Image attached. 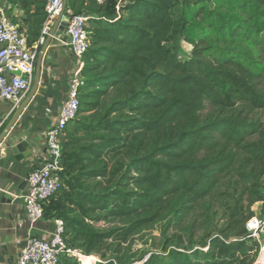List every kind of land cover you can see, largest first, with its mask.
Here are the masks:
<instances>
[{
  "label": "trees",
  "instance_id": "trees-1",
  "mask_svg": "<svg viewBox=\"0 0 264 264\" xmlns=\"http://www.w3.org/2000/svg\"><path fill=\"white\" fill-rule=\"evenodd\" d=\"M8 2L25 12L33 46L48 0ZM68 7L89 18L90 48L78 116L62 145L63 186L44 204V218L62 220L68 249L84 258L65 254L60 264H117L108 258L113 244L120 251L168 198L187 195L181 223L229 176L234 206L224 236L201 249L152 254L145 264H253L259 247L246 248L245 208L264 202V120L254 117L264 114L256 54L264 0H68ZM182 42L194 47L189 60L179 57ZM207 104L230 115L204 123ZM110 220L128 224L95 229Z\"/></svg>",
  "mask_w": 264,
  "mask_h": 264
},
{
  "label": "built area",
  "instance_id": "built-area-1",
  "mask_svg": "<svg viewBox=\"0 0 264 264\" xmlns=\"http://www.w3.org/2000/svg\"><path fill=\"white\" fill-rule=\"evenodd\" d=\"M64 0H51L46 5L47 19L42 28V40L62 10ZM70 17L65 31L56 36L58 42H66L74 61V69L68 81L67 98L58 111L57 119L46 130V158L42 165L32 167L27 178V189L23 202L26 218L31 226L44 220V204L62 188L63 140L68 127L77 118L80 109V89L84 55L90 48V36L86 29L88 17L76 15L67 9ZM39 46L30 47L20 26L0 8V100L16 108L30 94ZM263 222L251 218L246 225L249 235L261 230ZM64 223L56 221L50 239L32 238L23 247L17 264H60L63 255H75L68 249L64 239ZM80 258V257H79Z\"/></svg>",
  "mask_w": 264,
  "mask_h": 264
},
{
  "label": "crops",
  "instance_id": "crops-1",
  "mask_svg": "<svg viewBox=\"0 0 264 264\" xmlns=\"http://www.w3.org/2000/svg\"><path fill=\"white\" fill-rule=\"evenodd\" d=\"M0 8L20 26L24 35L28 32L24 11L8 0H0ZM44 40L41 32L40 40L33 46H41ZM73 69L74 61L66 42L53 40L43 60L38 91L0 147V264H17L20 252L30 239H50L55 231L56 219L45 218L35 226L30 225L22 197L31 168L45 161L46 130L57 119L58 111L67 98ZM27 97L14 110L10 104L0 100V133ZM23 143L22 152L32 151V155L17 160L8 150ZM35 160L38 162L33 164Z\"/></svg>",
  "mask_w": 264,
  "mask_h": 264
},
{
  "label": "rangeland",
  "instance_id": "rangeland-1",
  "mask_svg": "<svg viewBox=\"0 0 264 264\" xmlns=\"http://www.w3.org/2000/svg\"><path fill=\"white\" fill-rule=\"evenodd\" d=\"M80 1L78 0V2ZM177 48L182 61L190 59L194 48L193 45L188 42H182ZM250 49L256 51L255 47ZM256 54L264 63V44L258 48ZM111 101L112 98H109L106 104H110ZM90 114L92 113H87L85 116H90ZM229 115V112L207 104L201 113V121L205 123L215 118ZM254 117L264 120V114L259 113ZM233 181L234 179L230 176L226 178L211 196L193 205V208L183 217L181 223L178 221L181 214L178 211L182 206L186 205L187 195L179 194L168 198L163 204V209L160 211L157 219L135 231L121 245L120 251L114 252L118 244L114 243L112 250L108 252V258L115 259L117 264H145L152 254H167L170 250L182 252L184 250L201 249L210 237L224 236L223 231L229 228V218L234 206L233 193L230 191ZM261 183L264 189V178L261 180ZM245 214L248 217L250 216V218L257 217L263 222L258 234L253 231L251 235L247 233V236H245L246 248L251 250L252 254L259 247V253L253 264H261L264 256V202L256 203L248 210L245 208ZM248 222L249 220H247L246 225ZM127 224L128 222L123 220H110L94 223V227L97 231L106 232L113 228L126 226ZM235 235L233 231H228L225 234L227 237ZM78 256L82 259V255L79 254ZM82 257L84 258V256ZM95 258L97 262L98 258Z\"/></svg>",
  "mask_w": 264,
  "mask_h": 264
},
{
  "label": "water",
  "instance_id": "water-1",
  "mask_svg": "<svg viewBox=\"0 0 264 264\" xmlns=\"http://www.w3.org/2000/svg\"><path fill=\"white\" fill-rule=\"evenodd\" d=\"M67 6H68V0H64L63 2V7L62 10L59 13V16L57 17L56 21L54 22L51 31L49 35L45 38L44 42L41 45V49L38 52L37 55V61H36V69H35V80H34V85L33 88L28 95V97L25 99L23 104L20 106V108L16 111L12 119L9 121V123L6 125L4 130L0 133V147L4 143L6 137L8 134L11 132L12 128L16 124V122L19 120L29 103L32 101V99L35 97L40 79H41V70H42V64L44 57L46 55V52L53 40H56V36H58L59 33H62L65 31L66 27L68 26V22L70 20V17L66 14L67 11ZM25 146V143L21 144L20 146L9 149L8 151L12 152L17 160H23L24 158H29L32 155V151H29L27 154L26 152H22V148ZM21 152V153H20ZM19 153L21 156H19ZM38 160H35L33 164H36ZM79 257V256H78Z\"/></svg>",
  "mask_w": 264,
  "mask_h": 264
},
{
  "label": "bare ground",
  "instance_id": "bare-ground-1",
  "mask_svg": "<svg viewBox=\"0 0 264 264\" xmlns=\"http://www.w3.org/2000/svg\"><path fill=\"white\" fill-rule=\"evenodd\" d=\"M86 261H94V259H91L90 257H85Z\"/></svg>",
  "mask_w": 264,
  "mask_h": 264
}]
</instances>
